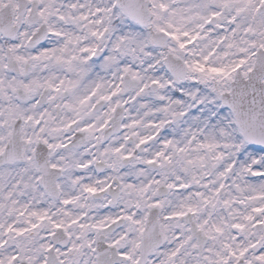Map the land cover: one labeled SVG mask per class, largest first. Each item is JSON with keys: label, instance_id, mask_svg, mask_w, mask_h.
Segmentation results:
<instances>
[{"label": "snow or ice", "instance_id": "snow-or-ice-1", "mask_svg": "<svg viewBox=\"0 0 264 264\" xmlns=\"http://www.w3.org/2000/svg\"><path fill=\"white\" fill-rule=\"evenodd\" d=\"M0 264H264V0H0Z\"/></svg>", "mask_w": 264, "mask_h": 264}]
</instances>
